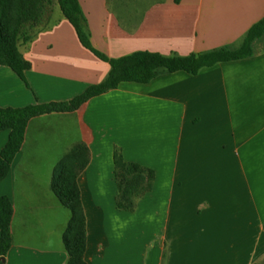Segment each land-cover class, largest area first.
<instances>
[{
    "label": "crops",
    "instance_id": "obj_1",
    "mask_svg": "<svg viewBox=\"0 0 264 264\" xmlns=\"http://www.w3.org/2000/svg\"><path fill=\"white\" fill-rule=\"evenodd\" d=\"M92 46L185 56L235 48L264 0H78ZM54 17L18 50L25 83L0 65V107L69 101L109 66L84 48L55 0ZM124 8L120 14L116 8ZM259 54L196 75L122 82L78 109L28 121L0 195L12 205L4 264H65L70 215L51 191L60 160L88 149L76 182L86 264H258L264 259V41ZM8 131L0 132V150ZM154 172L133 212L115 207L113 149Z\"/></svg>",
    "mask_w": 264,
    "mask_h": 264
},
{
    "label": "trees",
    "instance_id": "obj_2",
    "mask_svg": "<svg viewBox=\"0 0 264 264\" xmlns=\"http://www.w3.org/2000/svg\"><path fill=\"white\" fill-rule=\"evenodd\" d=\"M50 3L51 0H0V65L10 68L27 87L24 73L30 65L19 52L18 42L27 43L31 39L26 34L25 26H37ZM56 4L63 18L73 27L80 44L106 63L109 71L103 81L88 86L69 101L35 103L22 108L0 107V132L8 131L7 141L0 150V181L6 177L22 146L30 119L51 113L73 112L89 99L116 89L122 82L147 84L161 74L177 71L196 75L201 69L218 63L251 58L261 51V48L255 47V43L261 44L264 41L263 17L248 29L235 48L225 46L185 56L134 51L121 57L109 58L92 46L78 0H56ZM112 160L116 182L115 207L133 212L137 202L151 191L154 172L137 163L125 161L117 147L113 149ZM87 163L88 149L79 143L60 160L51 179L52 193L70 215L62 234V244L67 255L65 264H86L85 215L76 178ZM11 219V202L5 195H0V264H4V258L11 247Z\"/></svg>",
    "mask_w": 264,
    "mask_h": 264
},
{
    "label": "rangeland",
    "instance_id": "obj_3",
    "mask_svg": "<svg viewBox=\"0 0 264 264\" xmlns=\"http://www.w3.org/2000/svg\"><path fill=\"white\" fill-rule=\"evenodd\" d=\"M56 5H55V0H51V3L46 6L44 12L41 15L40 18V22L37 24V26L29 28L27 25L25 26V31L27 35H31L32 33H34L35 30L46 26L47 24H49L50 22H52V20L55 19L54 17V11H55ZM117 11L120 14H124L125 10L124 8H116ZM258 264H264V259L262 261H259Z\"/></svg>",
    "mask_w": 264,
    "mask_h": 264
}]
</instances>
